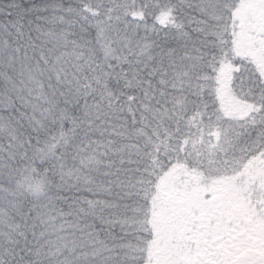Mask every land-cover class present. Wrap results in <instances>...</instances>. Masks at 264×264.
I'll return each mask as SVG.
<instances>
[{"label":"snow or ice","instance_id":"obj_1","mask_svg":"<svg viewBox=\"0 0 264 264\" xmlns=\"http://www.w3.org/2000/svg\"><path fill=\"white\" fill-rule=\"evenodd\" d=\"M0 264H264V0H0Z\"/></svg>","mask_w":264,"mask_h":264}]
</instances>
